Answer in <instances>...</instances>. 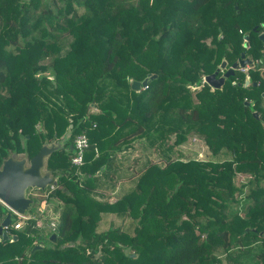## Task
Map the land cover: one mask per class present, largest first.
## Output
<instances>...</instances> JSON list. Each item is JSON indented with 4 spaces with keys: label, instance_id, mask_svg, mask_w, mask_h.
Returning a JSON list of instances; mask_svg holds the SVG:
<instances>
[{
    "label": "trees",
    "instance_id": "trees-1",
    "mask_svg": "<svg viewBox=\"0 0 264 264\" xmlns=\"http://www.w3.org/2000/svg\"><path fill=\"white\" fill-rule=\"evenodd\" d=\"M262 32L264 0H0V164L68 130L89 142L81 165L47 158L65 187H46L62 200L51 244L30 218L0 264H264ZM242 52L246 71L204 80ZM189 134L208 158H181Z\"/></svg>",
    "mask_w": 264,
    "mask_h": 264
},
{
    "label": "water",
    "instance_id": "water-1",
    "mask_svg": "<svg viewBox=\"0 0 264 264\" xmlns=\"http://www.w3.org/2000/svg\"><path fill=\"white\" fill-rule=\"evenodd\" d=\"M249 32L244 33V45L246 46ZM264 39V32L260 34ZM252 60L241 53L240 57L234 61L223 74L217 75L218 72L226 68L227 61L222 59L219 66L211 73L204 76V80L213 88L220 87L225 78L229 74H233L236 68H243L249 65ZM155 75H152V77ZM148 77L143 80H132L131 87L133 89H140L147 84ZM249 83V78L246 77L245 85ZM245 105H248L253 111L254 116H258L254 108L253 100H245ZM71 126V124H70ZM67 136V135H66ZM66 136L59 140L44 141L39 147L38 151L28 157L27 154L18 155L17 152H11L7 157L2 159L0 164V201L17 213H24L27 211L33 202V198L28 195L29 187H36L44 190L48 185H55L62 189L65 187L58 183V176L53 175L52 170L44 169L46 164V157L52 152L62 147V142L65 141ZM38 202V199H36ZM11 212L8 211L0 221V240L16 239L17 235L9 234L2 230V225L10 223L12 220ZM53 237V236H52ZM41 244L33 246L32 250L40 247Z\"/></svg>",
    "mask_w": 264,
    "mask_h": 264
},
{
    "label": "rangeland",
    "instance_id": "rangeland-1",
    "mask_svg": "<svg viewBox=\"0 0 264 264\" xmlns=\"http://www.w3.org/2000/svg\"><path fill=\"white\" fill-rule=\"evenodd\" d=\"M252 64H253V62L250 65H252ZM247 68H248V65L246 67H243L240 69L246 71ZM68 131H66V133ZM173 138H174V136L171 135L170 140L172 141ZM176 147H178L181 150V152L183 153L181 156L182 159H186L188 157H192V158H196V159H206L209 156V148L206 145L204 139L200 138L196 135H193V134H189L187 140L184 141L183 143L176 145ZM47 158H46V161H47ZM46 167H47V163L45 164L44 169H46ZM45 192L48 193L47 188L44 190L36 188V187H34V188L29 187L28 188V195L32 196V198L34 199L33 202L31 203L28 211L32 212L36 216H41L42 218H44L47 221H48L49 217H51L55 220H58V212H56L54 210H57V211L60 210V207L62 205V200H60L59 198H55V197L51 196L48 199V201H49V204H50L52 211L46 210V211L42 212L41 206H40L41 203H38L36 199L37 198L41 199ZM45 196H47V194H45ZM45 196H43V197H45ZM52 232H53L52 229L50 227H48V225L45 223L42 227L40 226V228H38L37 235L43 239V241L45 242L46 245H50L51 239L49 236L52 234ZM218 255H219L218 257L221 259V263H217V264H222V263L225 264L226 263L225 253L221 252Z\"/></svg>",
    "mask_w": 264,
    "mask_h": 264
},
{
    "label": "built area",
    "instance_id": "built-area-1",
    "mask_svg": "<svg viewBox=\"0 0 264 264\" xmlns=\"http://www.w3.org/2000/svg\"><path fill=\"white\" fill-rule=\"evenodd\" d=\"M247 66V65H246ZM245 66V67H246ZM88 137L85 133H78L73 140V152L71 155V163L78 166L81 165L84 162V154H85V150L88 147ZM49 189L48 191H50L51 189H53L55 187V185H49ZM8 207V206H7ZM9 208V207H8ZM11 212H13L16 215V218L10 221V223L6 224V225H2V230L8 232L10 235V227L13 228H21L23 227L27 221L30 218H34L36 220V226H43L44 225V221L42 219H39L38 216L36 217L35 215H31L26 213V211L24 213H17L14 210H12L11 208H9ZM48 227H50L52 230H54L56 228L57 225V221L51 219L48 221L47 223Z\"/></svg>",
    "mask_w": 264,
    "mask_h": 264
},
{
    "label": "crops",
    "instance_id": "crops-1",
    "mask_svg": "<svg viewBox=\"0 0 264 264\" xmlns=\"http://www.w3.org/2000/svg\"><path fill=\"white\" fill-rule=\"evenodd\" d=\"M69 132V131H68ZM68 132L64 135V136H66L67 134H68ZM63 136V137H64ZM64 142V141H63ZM124 152V151H123ZM122 152V153H123ZM140 152V151H139ZM126 153H129V151L128 152H126ZM47 158V157H46ZM47 162V161H46ZM104 167V166H103ZM47 168V167H46ZM106 191V190H105ZM109 192H103V193H98V195H96L97 196V199H99V200H101V201H104V202H113V201H115L116 200V192H117V187H115L114 189H110V190H108ZM48 192V191H47ZM45 194H47L46 192L43 194V196H45ZM42 196V198H44L45 200H41L40 198H37L38 199V203H41L40 204V206H41V211L42 212H44V211H46V210H51L52 211V209H51V207H50V204H49V201H48V199H47V196H45V197H43ZM41 200V201H40ZM62 207V206H61ZM61 207H60V209H61ZM54 211H56V212H58V217H59V214H60V210L59 211H57V210H54ZM26 213H28V214H31V215H34L32 212H30V211H26ZM100 215L102 216V219H103V221L101 222V224L99 225L100 227V229H105L107 226H108V224H109V221H110V219H114V217H116L117 215L115 214V213H113V212H111V211H101L100 212ZM36 216V215H35ZM37 217V216H36ZM38 218L39 219H42L46 224L48 223V221L49 220H51V219H53V218H51V217H49L48 218V221L47 220H45L44 218H42L41 216H38ZM53 220H55V219H53ZM55 221H57V220H55ZM44 223V224H45ZM39 228H40V226H38ZM42 227V226H41ZM223 264V263H222ZM225 264H228V263H225Z\"/></svg>",
    "mask_w": 264,
    "mask_h": 264
},
{
    "label": "flooded vegetation",
    "instance_id": "flooded-vegetation-1",
    "mask_svg": "<svg viewBox=\"0 0 264 264\" xmlns=\"http://www.w3.org/2000/svg\"><path fill=\"white\" fill-rule=\"evenodd\" d=\"M73 140L74 137H72V135L68 132L65 141L62 142V147L66 148L67 150H69L68 148H70V150H73L74 148Z\"/></svg>",
    "mask_w": 264,
    "mask_h": 264
}]
</instances>
